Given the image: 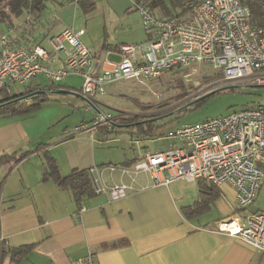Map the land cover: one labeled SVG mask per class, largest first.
Masks as SVG:
<instances>
[{"label": "crops", "instance_id": "0c3cea01", "mask_svg": "<svg viewBox=\"0 0 264 264\" xmlns=\"http://www.w3.org/2000/svg\"><path fill=\"white\" fill-rule=\"evenodd\" d=\"M58 2L47 3L46 12L37 23L28 17L25 24L17 21L5 29L12 45L48 48V38L64 28L74 33L82 31L79 39L83 42L87 26L81 14L91 13L97 5H102L105 30L107 20L111 24L119 21L121 32L131 29L133 16L141 26L132 9L135 0H92L89 11L82 6L87 0H66L61 6ZM124 42L106 44L94 57L116 62L119 45L136 44ZM54 67L57 69L60 64ZM31 83L24 92L36 89L35 92L40 91L37 96L48 99L37 110L51 102L50 92H70L64 80L58 85L51 83L53 90ZM32 97L28 95L22 101L30 104ZM96 111L97 104L94 110L86 111L92 117L83 123H90ZM56 120L37 114L0 116V156L20 157L17 162H0V264H75L88 252L92 253L94 264H264V252L217 232L220 221L238 212L235 194L228 185L220 188L222 192L206 212L190 218L185 217L183 209L195 203L197 188L182 190L178 181L168 187L129 192L114 202L96 194L83 198L78 206L69 189L42 179L45 154L55 160L61 176L73 170H92L98 185L107 187L129 184V178L118 170L110 173L106 167H129L126 165L133 159L123 153L110 158V151L99 149L102 141L96 133L110 134L105 130L74 135V126L69 132H51ZM114 128L111 133L120 129ZM145 181L141 178L137 189Z\"/></svg>", "mask_w": 264, "mask_h": 264}, {"label": "built area", "instance_id": "2783aa9c", "mask_svg": "<svg viewBox=\"0 0 264 264\" xmlns=\"http://www.w3.org/2000/svg\"><path fill=\"white\" fill-rule=\"evenodd\" d=\"M138 11L146 40L119 45L116 62L96 60L80 42L83 32L69 28L48 38V48L15 47L7 35L0 36V90L10 92L38 75L53 84L78 75L84 80L80 95L91 111L96 105L93 98L105 95L108 86L131 80L146 85L175 69L210 66L215 70L219 78L203 90L205 95L238 85L264 86V28L251 24L249 9L240 0H201L190 6L186 16L175 18H158L147 8ZM57 56L63 67L53 69ZM116 119L109 112L96 111L90 123L74 128V135L111 131ZM166 138L173 142L168 148L145 152L129 167H106L129 178V184L100 186L89 170L95 194L114 202L129 192L177 181L201 179L217 188L228 185L238 212L220 221L217 232L264 252V211L241 213L254 202L264 177V98L223 117L180 125ZM141 178L145 184L137 189ZM75 264H94L92 253Z\"/></svg>", "mask_w": 264, "mask_h": 264}, {"label": "rangeland", "instance_id": "374dc122", "mask_svg": "<svg viewBox=\"0 0 264 264\" xmlns=\"http://www.w3.org/2000/svg\"><path fill=\"white\" fill-rule=\"evenodd\" d=\"M54 1L60 0H53L52 2ZM135 13L140 18V28L136 23V17L133 16L130 18L133 27L123 32H121L118 24L119 21L116 24H111L110 20H107L105 30L102 5H97L96 9L91 13L86 15L82 13L83 24L87 26V31H84L86 35L83 37V42L89 51L96 55L102 46L115 44L120 40H126L124 43H132L133 41V43L139 44L144 42L146 36L141 16L139 11ZM80 42L84 44L81 40ZM58 63L60 64L59 68H62L61 59L58 56L54 57L51 68ZM214 72L215 70L210 66H202L196 67L194 71H185V75L168 73L146 85H139L131 80L108 86L105 95H97L93 98L97 104V109L101 112H109L114 116L137 115L142 118V123L152 122L156 128L154 130L155 139L138 140L137 135L132 136L128 132L119 129L116 130V133L108 135L97 132L96 135L102 141L99 144V149L104 150V152L110 151V158L120 156L123 153L128 159H135L145 152L160 151L168 148L173 142L166 138L167 134L180 125L223 117L240 109L252 107L264 98V86L246 85L221 89L212 95L204 97L205 94H202L203 90L207 89L211 83L219 78V75ZM31 81V84L40 85L43 88L50 86L52 83L48 77L43 75H38ZM83 81V78L78 75H68L64 79V85L69 89V94L56 95L54 92H50L48 96L51 102L46 103L47 105L41 110H36L32 114L55 117L57 120L51 128V132H69L74 126L87 124V122L83 123V120L92 117V113L90 115L86 114L87 100L80 95V92L77 93L81 91ZM27 84L25 86L16 85L11 89V92L23 93ZM183 86L184 88L186 86V88L184 89ZM177 95H180V97H176ZM201 98L203 99L200 100ZM144 107L145 109H143ZM182 109L185 110L181 111ZM92 110H94V107H92ZM178 182V186L182 190L195 191L197 188L196 181L189 183ZM257 211H264V177L259 183L254 202L241 213L244 215Z\"/></svg>", "mask_w": 264, "mask_h": 264}, {"label": "trees", "instance_id": "16d2710c", "mask_svg": "<svg viewBox=\"0 0 264 264\" xmlns=\"http://www.w3.org/2000/svg\"><path fill=\"white\" fill-rule=\"evenodd\" d=\"M52 1L53 0H0V36L6 35L5 29L13 27L17 21H21L25 24L28 17L29 19L31 18L30 20L33 24L37 23L42 14L46 12L47 3H52ZM64 1L66 0L59 1L57 5H63ZM199 1L201 0H135L132 9L138 11L139 8H147L158 18H175L187 14L190 6ZM87 2V4H82V6L84 7V10L89 11L93 8V3L92 0H87ZM240 2L243 5H246L249 9L251 24L255 28H264V0H240ZM185 71L187 70L175 69L170 73L185 75ZM48 89L53 90L55 87L51 84ZM35 91L36 89L34 91L12 94L11 91L9 92L4 89L0 90V116H26L35 112L42 102L48 100L43 95L37 96ZM28 95L33 96L30 104L22 101ZM176 97H180V95H177ZM143 109H145V107ZM185 109H182L181 111H184ZM141 119L142 118L137 115H118L114 123V129L120 128L119 130H124L132 136L137 135L136 137L138 140H154V130L156 129L154 124L152 122L142 123ZM112 130L105 132L111 133ZM9 159H14V156H0V162L9 161ZM18 159H20V157L13 161L17 162ZM43 159L46 170L42 179L44 181L50 179L59 188L69 189L78 206H80V202L83 198L96 195L89 176V170H73L69 175L61 176L58 172L55 160L50 155L45 154ZM135 161L136 158L126 166H130ZM196 184L198 196L195 203H193L192 206L183 209V214L187 218L206 212L213 199L218 197L221 192L219 188L214 187L205 180L199 179L196 181Z\"/></svg>", "mask_w": 264, "mask_h": 264}, {"label": "water", "instance_id": "95a60500", "mask_svg": "<svg viewBox=\"0 0 264 264\" xmlns=\"http://www.w3.org/2000/svg\"><path fill=\"white\" fill-rule=\"evenodd\" d=\"M39 93H40V91L36 92V95L39 94ZM57 93H64L65 94V93H69V92H67V91H58ZM212 94H214V92L209 93V94L205 95L204 97L209 96V95H212ZM201 99H203V98H201Z\"/></svg>", "mask_w": 264, "mask_h": 264}]
</instances>
